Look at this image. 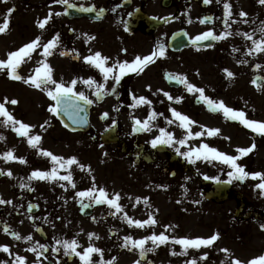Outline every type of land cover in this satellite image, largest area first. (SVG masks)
Wrapping results in <instances>:
<instances>
[{"label":"flooded vegetation","instance_id":"obj_1","mask_svg":"<svg viewBox=\"0 0 264 264\" xmlns=\"http://www.w3.org/2000/svg\"><path fill=\"white\" fill-rule=\"evenodd\" d=\"M228 2L232 4L234 19L238 21L241 19L238 15L240 11L248 13L246 17L248 23L233 24V32L237 30L251 32L261 22H264V5H261L258 0H228ZM69 3L76 7L68 8L66 5L53 3V0H0V23L7 15V10L14 8L9 17V29L0 34V51L7 53L14 51L37 36L41 37V43H46L59 33L60 43L53 54L47 57V62L53 69L52 75H60L63 82L70 78L77 80L75 90L83 91L94 101L90 108V115L93 117L100 118V108L107 101L108 107L113 108V113L116 109L119 116L123 115L126 109L137 108H187L192 106L205 110V104L198 100L199 94L188 93L184 85L167 79L169 73L186 76L191 83L204 88L205 94L214 100L218 95L212 89L215 84L220 87L218 93L234 91L235 96L236 92L232 87L245 75L249 77L250 83L257 80L256 84L252 83L254 90L264 89V53L248 55L251 41L243 36L233 35L219 41H203V46L190 45L180 50L169 48V39L176 32L184 33L187 38L192 39L209 29L217 34L223 31V0L219 2L212 0L210 4H204L203 0H69ZM50 11L61 14L53 15L45 29L42 30L38 27L37 21L44 19ZM204 17H211L212 20L202 24L200 20ZM256 38H259V33ZM160 44L165 45L163 57L157 58L142 73L126 75L118 85L114 80L109 79L105 83L107 94L101 97L100 101H97L93 95L94 87L89 88L83 83V80L88 78L94 79L97 83H104L99 69L85 62L83 57L99 51L110 58L108 64L111 65L116 60L131 61L137 55H148ZM233 48L239 51L234 52ZM124 49L127 51H123ZM41 51L42 49H37L32 54L31 59H36V61L30 73L24 74L22 71L24 64L18 69L25 77L33 74L34 69L39 66V61L44 59L40 55ZM62 52L66 54L61 55ZM203 56L207 60L204 86L198 82L197 69V61ZM227 59L232 61L229 66L225 64ZM241 60H246L247 63H239L238 61ZM257 65L260 67L257 68ZM224 69L233 72L234 76L227 77ZM113 88H115L114 92ZM241 91V88L237 91L241 95L238 101H243L241 98H244V93ZM163 92H168L173 97H183V100L179 103L175 100L170 101ZM133 95L145 96L152 103L133 107L135 103L132 99ZM238 101L232 100V103ZM218 114L219 112L213 115ZM220 117L230 123L222 114ZM193 118L196 119L195 116ZM235 124L240 129L244 127L238 121ZM115 134V139L119 140L122 149L126 150V155L133 158V168L136 169L142 161L144 168L150 166L156 169L161 168L163 172L168 170V176L174 179L180 178L183 172L195 171L190 179L194 182L201 181L202 184L198 187L199 193H204L207 201L215 203L221 199L235 205L236 208L232 214L233 221L228 224L227 231L236 230L235 225H241L246 220L260 222L264 219L262 212L243 211L245 204L252 199L250 194L256 193L255 185L259 182L258 180L248 178L244 181L233 180L232 183L223 182L228 180L227 172L231 169L221 163L205 167L208 170L220 172L206 180L205 177L201 178L196 174V170L192 168L193 165L183 163L175 149L171 150L170 154L169 147H166L167 149L164 147V151L159 146L154 148L151 144L139 142L134 134L120 133L119 130ZM252 137L255 148L248 155L241 157L239 164L249 172H264V153L261 154L260 151L264 136ZM101 139H103L102 134ZM109 139L113 143V135H109ZM90 140L94 143L97 141V133L94 130ZM163 152L168 156L164 157L165 159L160 156ZM23 157L43 160V157H39L37 153ZM5 164L10 168L3 169ZM20 164L22 163L19 161L6 162L0 158V169L5 171L11 170L13 173V167H18ZM216 177L221 182L213 179ZM22 183H27L29 187L22 188L20 186ZM64 183L63 181H25L15 173L11 177L0 175V198L12 201V204H0V245H8L13 253L10 256L0 251V262L12 264L15 255L18 254L26 257L27 264H32L37 257L35 253L27 249L39 242L48 245V251L40 257L39 264H57V261L59 264H81L78 257L65 256L62 247L57 253L52 251L53 247H60L56 245V240L75 239L77 233L81 235L83 232V229L78 226H70V232L74 230L75 234L67 233L69 219L86 218L80 213L82 209L80 197L73 198V195L58 194L61 191L59 187ZM75 183L80 184L81 182L77 179ZM180 184V180L179 182L177 180L176 185L180 186ZM84 203H89V201L84 200ZM29 204L38 207H33L29 211ZM99 208H102L99 211L102 222L108 218L113 219V208L106 204L96 206L92 204L82 210H89L92 214ZM5 225L10 229L8 233L3 230ZM11 232H17L21 236L31 235L33 240H17ZM109 235L113 237V229L110 230ZM174 248L173 251L177 250L178 254L174 255L176 259L169 261L171 263L168 264H189V261L193 260L191 257L182 261L181 257L184 259V255L180 254L182 247L176 245ZM146 257L148 260L149 253ZM206 259L210 262L209 256L195 260L199 264H204ZM93 260L99 262L100 259L93 258ZM147 260L141 261V264H147Z\"/></svg>","mask_w":264,"mask_h":264},{"label":"rangeland","instance_id":"obj_2","mask_svg":"<svg viewBox=\"0 0 264 264\" xmlns=\"http://www.w3.org/2000/svg\"><path fill=\"white\" fill-rule=\"evenodd\" d=\"M6 58L7 52L0 51V59ZM35 61L36 59L25 60L22 69L25 75L33 69ZM231 63V60H225L226 65L229 66ZM197 69L199 74L198 82L204 86L207 72V60L204 56L197 61ZM24 74L21 73L22 76H25ZM53 78L57 82L63 81L60 75H53ZM71 81L72 79L70 78L64 81V83L67 85ZM26 85L22 81H15L9 78L6 70L0 72V102L3 101L4 97L18 101L17 104H8L6 107L16 119L35 126L32 128V134H39L42 137L40 142L41 148L50 150L53 154L61 155L65 158L76 156L80 163L86 166L82 170L77 165H73L70 170L73 174L74 182L78 179L81 183H75L76 187L72 188L71 185L65 182V187H59L61 191L58 194L73 195V198H75L77 197L76 192L88 189L94 182L98 188L104 187L110 194L118 192L121 195L119 203L123 206L124 211L113 215V219L108 218L105 222H102L99 215L102 207L89 217H75L76 219H69L67 221V233H74V230L70 232V226H78L83 229L81 235L77 233L74 237L79 242V251L88 247L89 244H93L103 249V259L110 260L112 257H116L115 264H134L138 260L139 250L133 249L131 246L128 248L122 247L124 237L131 236L133 239H141L151 235L153 232L159 234L165 231V225H171L172 227L167 229L166 235L178 238H206L214 233H219L220 236V239L211 247L188 249L187 253L183 254L184 259L181 257L182 261L191 257L199 260L207 253L210 262L206 259L204 264H230L231 259L234 258L247 262L253 257L264 254V230L261 227L264 219L260 222L246 220L241 225L236 224V230L227 231L228 224L233 221L232 214L236 206L227 201H216L215 203L207 201L204 198V193H199L198 187L202 184L201 181L194 182L190 179L195 171L183 172L180 178L174 179L168 176V170L163 172L161 168L156 169L150 166H145L144 168L142 161H140L139 166L135 169L133 168V158L124 155L122 153L123 150L114 140L116 131L122 129L130 133L134 127V118L143 121L153 111L162 115H157L156 120L153 122L155 127H153L151 132L142 131L138 135H135V138L139 142L151 144L150 141L159 134V128H166L168 131L173 132L177 139L183 138L185 130L179 127L178 122L173 124L166 122L167 119L172 118L170 108H176L197 122L191 126L193 132L201 131V125L208 128L220 129L219 134L216 136L205 135L189 140L188 144L192 147H198L203 142L227 154L238 155L237 148L253 145L252 136L255 138L256 136L251 130L246 127H241L240 129L236 124L227 123L220 119L221 112L218 115H213L204 109L192 106L187 108L154 107L126 109L124 114L119 116L116 113V109H114L113 113V108L108 107L107 101L100 108V110L109 114V118L104 123H100L96 117H92V130L84 134H72L64 130L57 123L54 114L48 111L49 106L53 102L47 95V92L29 84ZM240 88L242 89L241 92L244 93V98H241L243 101H238L241 95L237 91ZM212 89L218 94L215 100H223L227 106L245 111L250 119L264 121V89L254 90L248 76L245 75L233 85L232 89L236 92L235 96L234 91L218 93L220 87H217V84ZM232 100L238 102H235V104L232 103ZM194 116L196 119L193 118ZM2 120L3 117H0V121ZM45 121H47V124H45ZM42 124L44 125L43 128L40 127ZM10 128L13 129L11 126H5L3 123H0V136L4 137L3 140H0V154L13 150L14 154L18 157L34 153H37L39 157H43V160L26 157L27 162L20 164L18 167H13V173L19 176L20 179L29 181L28 177L33 170H50L52 164L49 158L40 155L39 149L32 148L27 143L26 137L20 136L16 138L13 133H10ZM93 130L97 133V141L95 143H92L90 140ZM101 134L103 139H101ZM109 135H113V143L108 140ZM159 147L163 151L164 147L165 149L169 147L170 152H168L170 154L171 150L175 149L172 146ZM260 148L261 154H263L264 139H262ZM185 150L187 149L181 148V151ZM160 156L163 159L168 157L164 152ZM181 159L183 163L193 165L192 168L196 170V174L201 178L205 176L212 178L213 175L216 176L220 173L219 171H211L205 168L207 165L220 163L219 161L198 160L193 164L183 156H181ZM239 162L240 159L237 163ZM7 168H10V166L5 164L3 169ZM61 174H66V172L61 170ZM93 177L95 178L94 181ZM177 180L178 182L180 180V186L176 185ZM137 197H147L150 207L145 205L143 199L137 203ZM250 197L252 199L245 204L243 211L264 213V195L261 194L260 190L256 189V193L250 194ZM114 212L115 209H113ZM125 212L134 220L147 219L149 214H151L158 223L153 226H145L144 228L130 226L122 218ZM112 229L113 237H110L109 232ZM90 233L95 234L91 240L89 239ZM96 237L99 238L97 239ZM240 237L241 239H239ZM176 245L169 242L155 247L154 251L149 252V259L155 264L171 263L169 261L176 259L178 254L177 250L173 251ZM146 247H153L151 241L148 242ZM224 248L229 250L230 256H226L221 251ZM181 250L183 251L182 248ZM173 252L176 253L175 257ZM93 258L100 259V255L94 254ZM196 264L199 263L196 262Z\"/></svg>","mask_w":264,"mask_h":264},{"label":"snow or ice","instance_id":"obj_3","mask_svg":"<svg viewBox=\"0 0 264 264\" xmlns=\"http://www.w3.org/2000/svg\"><path fill=\"white\" fill-rule=\"evenodd\" d=\"M219 2V0H218ZM261 5H264V0H258ZM53 3L66 5L68 8H75L76 5L70 4L69 0H53ZM204 4L212 3V0H203ZM87 10V9H86ZM14 11V8H9L7 10V15L5 16L2 23H0V34L6 32L9 29L10 20L9 17L11 13ZM67 8L65 9V12ZM102 11V10H101ZM61 13H52L49 14L42 20H38L37 24L40 29H45L48 22L52 19L53 15H60ZM239 17L241 18L239 21L233 18L232 4L228 2V0H223V31L217 34L212 29L204 31L194 38H192L193 45H197L203 41H219L223 39H227L233 35L243 36L246 40L251 41V47L248 49V55H252L255 53H264V22L251 32H233L232 25L235 23H248L246 17L248 13L245 11L239 12ZM212 20L211 17H204L200 20V23H208ZM191 22V21H189ZM257 33H259V38L257 37ZM60 43V35L57 33L46 43H41V37L37 36L35 39L31 40L28 43H25L18 49L14 51H10L7 53L6 59H0V72L7 71V75L12 80L22 81L24 84H29L37 89H42L47 92V95L54 102L48 108V111L54 115H59L63 113L68 117L69 120L72 121L73 124H85L87 123L86 119H84L80 114L85 111L87 105L93 104L94 101L89 98L83 91H76L77 80L73 79L67 85L61 81L57 82L52 75L53 69L50 64L47 62V57L53 54V51L57 48ZM211 46V45H208ZM37 49H42L40 55L44 58L39 61V66L34 69L32 75L27 77L22 76L18 69L25 62L26 59H31L32 54L37 51ZM123 51H127L124 49ZM233 51H239V49L233 48ZM66 53L62 52L61 55H65ZM165 55V45L160 44L157 46V49L153 50L148 55H137L131 61L124 60H116L111 65L108 64L109 57L104 56L101 52L97 51L94 54L87 55L83 57L84 61L88 64L94 66L99 69L100 73L103 75L104 83H97L94 79L88 78L83 80V83L88 85L89 88L94 87L93 95L99 99L107 94V89L105 88V83L112 79L115 84H119L123 77L130 73H142L150 64L154 63L155 60L159 57H163ZM239 63H247L246 60L238 61ZM260 65H257L259 68ZM227 77L232 78L234 73L228 69H224ZM167 79L170 81H176L179 84L184 85L185 90L188 93H198V100L205 104L209 111L211 112H221L225 119L238 121L244 127L251 130L253 133L257 135L264 136V121H258L254 119L248 118L247 114L243 110L234 109L230 106H227L223 100L217 101L205 94V90L202 87H198L197 85L191 83L186 76L181 74H172L169 73L167 75ZM261 79V78H257ZM253 84L257 83V80L252 81ZM115 91V88L112 89ZM163 94L168 98V100H175L177 103L183 100V97H173L168 92H163ZM135 102L132 106L136 107L141 104L151 105L152 101L149 100L145 96H135L132 97ZM18 101L16 99H9L8 97H4L3 101L0 102V117H3V120L0 123H3L5 126H11L13 130L17 133L18 136L26 137L27 143L35 149H39V154L45 157L50 158L52 167L50 170H40L35 169L31 172L28 180H40V181H63L67 182V184L71 185L72 188L76 187V184L73 179V174L71 172V167L73 165H77L82 170L86 167L84 164L80 163L76 156H71L65 158L61 155L53 154L50 150H46L40 147V142L42 137L39 134H32V128L34 125H30L28 123L22 122L15 118V116L9 111L6 107L8 104L15 105ZM172 118L167 119L168 124L177 123L180 128L185 130V134L183 138L177 139L173 132L168 131L166 128H159V134L156 135L151 141L152 147L157 146H172L175 148L177 154L183 156L190 163H196L198 160H206L209 162L219 161L221 164L229 166L231 171L227 172V181H223L226 183H232L233 180L236 181H244L248 178L253 180H258L259 182L255 185L257 189L260 190L261 194L264 195V172H249L245 169L244 166L237 163V161L243 157L248 155L255 148V144L250 147H240L237 148L238 155H230L225 152L218 150L215 147H211L207 143H200L198 147L189 146L188 142L191 139L200 138L205 135L207 136H216L219 134L220 129L217 128H208L204 125H201V131L193 132L191 126L196 124L197 122L192 120L188 115L178 111L176 108L169 109ZM107 115L106 113L104 114ZM158 114L156 112H150L148 117L143 121L139 119H135L134 123V132H142L147 131L151 132L155 124L153 123ZM47 124V121H45ZM41 128L44 125H40ZM67 127V125H65ZM4 137L0 136V140H3ZM184 147L187 150L181 151V148ZM3 160L7 161H19L20 163H26L24 157H18L14 154L13 150H8L2 154ZM61 170L66 172V174H61ZM0 175H7L11 177L13 175L11 170H3L0 169ZM205 179H209V177L205 176ZM219 181V178H214ZM95 178L93 177V181ZM22 188H27L29 185L27 183H22L20 185ZM61 187H65L64 184H61ZM76 196L81 198L82 209L90 207L92 204H106L110 208L115 209V212L112 213L115 215L116 213L123 212V206L119 203L121 200L120 193H112L110 194L104 187H97L93 182V185L86 190L76 192ZM143 199L145 205L149 206L148 198L137 197L136 202L139 203L140 200ZM84 200L89 201V203H84ZM197 203H199L197 201ZM0 204H12L11 200H5L0 198ZM33 207H38L36 205L29 204L28 210L31 211ZM130 226H135L138 228H144L145 226H153L158 223L155 217L149 214L147 219H132L125 212L122 217ZM46 219V218H45ZM165 231L160 232L159 234L152 233L149 236H146L141 239H133L131 236L124 237V244L122 247L128 248L131 246L133 249L139 250V255L141 258L145 257L147 253L154 251V248L163 245L166 243H173L180 245L183 251L180 253L181 255L186 254L188 249H200L201 247H211L214 245L216 241L220 239L219 233H214L209 237H175L166 235V231L171 225H165ZM264 228V225H261ZM4 232L8 233L10 231L7 225L4 226ZM11 235L15 237L17 240H25L32 241L33 237L31 235L21 236L17 232H11ZM95 236L94 233L89 234V239ZM97 239L99 237H96ZM151 241L153 247H146L148 242ZM56 245L60 247H53L52 251L57 253L60 251V248H63V254L67 257L76 256L79 258L81 264H115L116 257H112L110 260L105 261L103 259V249L96 247L93 244H89L88 247L84 248L82 251H79L80 248L79 242L76 239H64V240H56ZM28 251L35 253L37 259L32 262V264H39L40 257L48 251V245L41 244L36 242L33 244ZM0 251L4 253H8L10 256L13 255L8 245H0ZM226 256H230L229 250L227 248L221 249ZM99 254L100 260L99 262L93 260V255ZM176 253L173 252V255ZM207 253L201 257V259L206 258ZM0 264H6V262H0ZM12 264H27L26 257L21 255H15ZM59 264V261H57ZM134 264H141L140 260L134 262ZM189 264H196V260L193 259L189 261ZM230 264H264V254L253 257L249 259L247 262H243L238 258L231 259Z\"/></svg>","mask_w":264,"mask_h":264},{"label":"water","instance_id":"obj_4","mask_svg":"<svg viewBox=\"0 0 264 264\" xmlns=\"http://www.w3.org/2000/svg\"><path fill=\"white\" fill-rule=\"evenodd\" d=\"M190 43H192V41L187 40V38L184 35L181 36L180 33L174 34L169 40V45L171 46V48H178L179 49L180 47L186 46ZM199 44H202V43H199ZM199 44H197V45H199ZM206 108H207V106H206ZM87 112H88V105L86 106L85 111L80 114L84 119H86V121H87V117H86ZM56 116L60 119L61 123L64 126L67 125V128L72 130V131L83 130L86 128V123L85 124H73L72 121L69 120L68 117L66 115H64L63 113L56 115ZM84 214H86V213H84ZM139 259L144 260L145 257L141 258L139 255ZM148 264H152V263H148Z\"/></svg>","mask_w":264,"mask_h":264}]
</instances>
